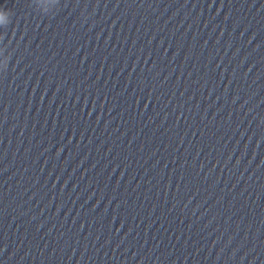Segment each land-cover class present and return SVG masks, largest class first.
<instances>
[{"label": "clouds", "instance_id": "1", "mask_svg": "<svg viewBox=\"0 0 264 264\" xmlns=\"http://www.w3.org/2000/svg\"><path fill=\"white\" fill-rule=\"evenodd\" d=\"M10 14V10L0 8V24L5 22L6 16Z\"/></svg>", "mask_w": 264, "mask_h": 264}]
</instances>
